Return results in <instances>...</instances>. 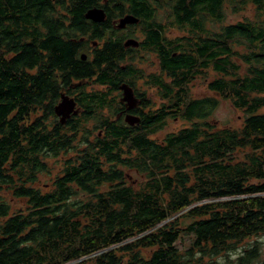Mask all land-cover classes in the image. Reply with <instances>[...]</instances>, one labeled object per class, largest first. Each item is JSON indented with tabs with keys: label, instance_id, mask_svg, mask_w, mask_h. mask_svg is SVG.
<instances>
[{
	"label": "trees",
	"instance_id": "obj_1",
	"mask_svg": "<svg viewBox=\"0 0 264 264\" xmlns=\"http://www.w3.org/2000/svg\"><path fill=\"white\" fill-rule=\"evenodd\" d=\"M113 2L115 15L146 21L159 53L166 102L138 127L113 119L107 98L124 77L121 46L106 43L87 62L72 40L108 31L84 14ZM249 5L253 15L226 21L229 9ZM163 22L183 33L167 37ZM94 73L108 89L81 91L84 111L62 123L54 112L61 87ZM194 78L218 97L189 100ZM219 97L243 111L240 127L210 121ZM262 107L264 0H0V190L25 201L12 211L0 194V264H184L175 245L182 231L209 255L258 236L264 195L233 197L264 192ZM169 116L187 124L160 141L145 134ZM90 119L101 135L86 128ZM51 158L61 163L52 185L34 187ZM129 172L142 177L137 188Z\"/></svg>",
	"mask_w": 264,
	"mask_h": 264
},
{
	"label": "flooded vegetation",
	"instance_id": "obj_2",
	"mask_svg": "<svg viewBox=\"0 0 264 264\" xmlns=\"http://www.w3.org/2000/svg\"><path fill=\"white\" fill-rule=\"evenodd\" d=\"M117 3L109 4L108 9L106 10L105 7L99 5H93L92 8H99L102 9L105 16L101 21H94L84 14L86 20L91 21L98 24H105L103 27H109L108 31L103 32V35L100 37H93L91 32L86 31L83 34L77 35V38L73 39L78 47V55L79 59L87 62H92L94 59L95 52L101 50L106 43H116L121 46V51L123 53V59L121 60L120 67L123 69L124 77L120 78L117 82V89L108 93L107 98L110 103H112L113 107L116 108V112L114 114L115 120L121 119L125 121L128 125L138 127L142 126L141 124L143 121V116L145 113L149 111L156 112V109H151L152 103L159 102V99L163 102L165 101L162 96V91L159 87V82L156 81V78H159V53L157 48L151 46L148 40V30L149 27L146 25V21L142 20L141 17L138 15L130 12L125 11L122 15H115L117 14V10L115 9ZM89 10V9H88ZM125 15H131L135 22H127L123 26L119 27L120 19L123 18ZM154 18V21L159 23V16L155 14V16L151 17ZM87 24L89 25V22ZM90 26V25H89ZM92 27V25L90 26ZM134 40L137 42V45H133L131 43L126 44V41ZM153 44V43H152ZM96 73L91 76H85L82 78L74 79L70 82L67 88L61 87L60 90V98L57 100L55 105H57L62 99V94L67 95L69 98L73 99L75 102L74 110H77L76 113L71 112L69 119L71 116L80 115L81 112L84 111V105L82 104L81 100V91L87 92H101L106 91L108 89L107 84H102L98 82ZM195 80V78L189 83L188 93H189V100L196 99V98H203V97H210V95H203V96H196L192 94V87L191 83ZM94 82L97 86V89H88L89 82ZM206 78L204 79L206 85V91L212 92V90L208 87ZM131 89L130 94L125 98V92L127 91L124 87ZM126 90V91H125ZM218 97V94L212 92ZM114 99V100H112ZM112 100V101H111ZM161 102V103H162ZM54 105V107H55ZM105 110L104 113H107L108 116L112 115L111 112ZM55 112V110H54ZM56 115V113H55ZM59 120L60 116L56 115ZM126 116H130V120L133 121V124L128 123L125 118ZM174 120L178 119V117L173 118ZM93 120V119H90ZM66 122V121H65ZM64 122V123H65ZM88 128V127H87ZM97 128L96 133L101 135L103 132V128L97 127V124L93 122L88 129ZM159 131V125L155 129H151L150 131H146V135H152ZM234 247V246H233ZM232 247V248H233ZM231 249V248H230ZM254 249V248H252ZM204 248L197 249L194 246H189L186 248L185 251L182 253H186L181 257L185 259L184 264H261L264 261H260V263H250L249 258H247L248 253L250 250L245 249L241 252V255L236 254V259L232 258V251L225 250L220 251L217 254L209 255L204 252ZM203 251V252H202ZM223 252L225 254L223 255ZM189 253V254H188ZM191 253V255H190ZM195 253V254H194ZM254 254L256 258V250L254 249ZM254 258V259H255ZM253 259V260H254Z\"/></svg>",
	"mask_w": 264,
	"mask_h": 264
},
{
	"label": "rangeland",
	"instance_id": "obj_3",
	"mask_svg": "<svg viewBox=\"0 0 264 264\" xmlns=\"http://www.w3.org/2000/svg\"><path fill=\"white\" fill-rule=\"evenodd\" d=\"M162 11L163 10L157 8V15L161 19L163 17ZM254 12H255V10H254L253 5H249L247 7V9H245L244 11H241L240 13H232V12H230V9H229L227 11L226 21H228V22L232 21L233 22L239 18H243V16H246V15L251 16V15H253ZM163 23L167 24L166 22H163ZM182 33L183 32L180 29H178L176 27H172L168 24L166 25L165 34L167 37L174 38L176 36L181 35ZM244 71H245V66L242 65V72H244ZM159 74H161L160 69H159ZM190 85L192 87V94L193 95L195 93L196 96H203V95L216 96L212 92L206 91L207 88H206L205 82L199 78H195V80ZM88 89H97V86L92 81V82L88 83L86 90H88ZM161 102L162 101L159 99V102L152 103L151 109H155L157 107H160V105L166 101H163L162 103ZM261 110H260L261 112H264V107H262ZM242 117H243V111L242 110L236 109L235 107H233L232 103L228 99H223V98L219 97L218 106L214 110V112L212 113L210 121L216 122L219 126H227L228 125L231 127H237L238 128L242 124ZM93 122H94L93 120H89L88 123H85L86 128L87 127L90 128V126ZM185 124H187V122H185L183 119H181L180 116H178V119H176V120H174L173 117L169 116L166 119V122L162 126V128H160L159 131L156 132L155 134H152L149 136L155 140L160 141L164 138V136L167 133L175 132L179 128L184 126ZM93 130L97 131V129H93ZM94 133H96V132H94ZM244 154H245L244 149L239 150L237 153V157L243 158ZM59 160L60 159L56 160V164H55V160H53V158H51L49 160L50 169L48 171H46L45 173L39 175L38 181L33 185L34 187H38L41 190H43V189L45 190V189H48L52 185L53 177L57 173L58 166H60V164H61ZM129 173H130V175L127 179L128 183L131 185H134L135 188H137L139 185V181L142 179V177H139V175L138 174L136 175L134 172H129ZM0 194L5 196V197H8L10 199V201L12 202V207H11L12 211L25 208V201L22 200L21 198L18 199V198L13 197L10 194V192H8L7 190L1 189ZM253 195H264V192H259V193H255V194H244V195H240V196L233 197V198L248 197V196H253ZM175 216H177V215H175ZM177 220L179 223L178 226H180L181 229L185 228V223L188 222V219H186V217H185V219H183L182 216H179L177 218ZM164 223H166V221L163 222L162 224H164ZM191 243L192 242H191L189 234H186L185 231H182V233H180V238L176 241L175 245L178 248V251L180 253H182L183 251L186 250L187 247H189V245ZM233 246L234 247L230 249L233 253L232 254L233 259H236V257H237L236 254L241 255V252L243 250H245V249L249 250L250 248H254L256 250V258L254 260L250 261V263H255V262L260 263V261H264V232H262L258 236H251L249 238L244 239L243 241L234 242ZM139 251L142 254V256H148L152 252V249L141 248ZM98 254H99V252H98ZM183 254H185V253H183ZM224 254H225V252H223V255ZM69 264H71V262H69ZM261 264H264V263H261Z\"/></svg>",
	"mask_w": 264,
	"mask_h": 264
},
{
	"label": "water",
	"instance_id": "obj_4",
	"mask_svg": "<svg viewBox=\"0 0 264 264\" xmlns=\"http://www.w3.org/2000/svg\"><path fill=\"white\" fill-rule=\"evenodd\" d=\"M85 14H86V17L94 21H101L103 20L105 16L103 10L99 8L89 9ZM135 21L136 19H134L133 16L125 15L123 18L120 19V23L118 26L121 27L127 22H135ZM128 42L133 45H137V42L134 40L126 41V44H129ZM122 87H124L127 90V91L125 90L126 92L124 93L125 94L124 99H126L128 94H130L131 89L127 88V86H122ZM61 99L62 100L57 105H55L54 110H55L56 115L60 116V121L64 123L66 121V118L69 117L70 113L71 112L76 113L77 110H74L75 102L73 101V99L69 98L67 95H64V94H62ZM130 119H131L130 116H126L125 118V120L128 123L133 124L134 122L131 121ZM116 264H119V263H116Z\"/></svg>",
	"mask_w": 264,
	"mask_h": 264
}]
</instances>
